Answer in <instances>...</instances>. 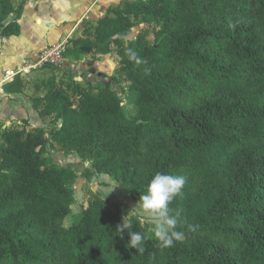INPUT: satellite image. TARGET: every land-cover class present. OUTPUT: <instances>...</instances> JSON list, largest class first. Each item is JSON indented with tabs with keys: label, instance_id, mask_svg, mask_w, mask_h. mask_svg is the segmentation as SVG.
I'll list each match as a JSON object with an SVG mask.
<instances>
[{
	"label": "trees",
	"instance_id": "1",
	"mask_svg": "<svg viewBox=\"0 0 264 264\" xmlns=\"http://www.w3.org/2000/svg\"><path fill=\"white\" fill-rule=\"evenodd\" d=\"M27 1L0 0V38L20 34ZM140 23L158 26L151 40L127 38ZM62 54H113L133 114L112 85L43 66L53 71L30 100L49 119L0 122V264H264V0H122L81 20ZM24 83L16 74L4 91ZM49 146L137 199L156 173L184 176L169 206L183 239L161 247L151 222L128 215L145 238L143 252L128 248L115 231L125 215L97 193L65 225L78 172L48 158Z\"/></svg>",
	"mask_w": 264,
	"mask_h": 264
},
{
	"label": "crops",
	"instance_id": "2",
	"mask_svg": "<svg viewBox=\"0 0 264 264\" xmlns=\"http://www.w3.org/2000/svg\"><path fill=\"white\" fill-rule=\"evenodd\" d=\"M122 0H28L20 17V34L0 38V121L5 126L11 123H22L27 120L30 125L43 126L45 118L33 110L29 90L31 74L44 72L42 68H32L28 73L22 67L29 65L38 53L49 45L66 44L68 38L83 19H96L107 12L109 7L116 6ZM16 13L10 14L8 20H14ZM65 34V36H64ZM74 60L64 57L61 69H69L72 74L87 73L85 78L91 83L111 79L115 65L108 55ZM105 62V65H104ZM85 72V73H84ZM16 74L25 81L24 93H8L3 83L11 80ZM107 76L108 79L104 78ZM76 78V77H75ZM88 78V79H87ZM78 80V79H77ZM85 80V81H86Z\"/></svg>",
	"mask_w": 264,
	"mask_h": 264
},
{
	"label": "rangeland",
	"instance_id": "3",
	"mask_svg": "<svg viewBox=\"0 0 264 264\" xmlns=\"http://www.w3.org/2000/svg\"><path fill=\"white\" fill-rule=\"evenodd\" d=\"M157 29H158V26L155 23L136 24L130 30L127 38H133L139 32L143 31L144 33L147 34L148 39L151 40L153 38V32ZM108 56H109V59H112V62H114V65L116 66L117 58L113 54H108ZM88 57L89 55L84 56V58H88ZM95 59L98 60V57H95ZM104 65H105V62H104ZM42 69L44 72H36V70L33 69L34 74H31V77H30L31 81L30 83H28L29 90L31 92L36 91L34 89L33 83L40 82L44 76L49 75L53 71L51 67H44ZM61 75L63 76V74L60 73V76ZM86 75L88 76L87 73L83 74L82 72H80L79 74L78 73L72 74L73 78L76 77L75 79L76 80L78 79L79 81H85L86 80L85 78L87 77ZM65 76H66L65 77L66 79L69 78L67 75ZM121 76L122 74H120L119 72L114 73V77L116 79L112 78L113 74H112L111 79H108L107 76L103 75V77L108 80L101 81V82H104L105 84H107L108 81L110 82V85H112L116 89L122 101V105L125 108L126 113L128 115H131L133 114V106H126L125 92H124L128 84L127 82L125 83L121 81L122 79ZM38 94H41V92H39ZM45 119L47 121L49 118L46 117ZM14 124L15 123H11L10 125H14ZM46 156L56 162H60L63 164H71L74 168L77 169L76 171L78 172V176L69 182L74 192L75 202L71 206L70 214L64 221L65 225H69L73 221V219L79 212V205L87 201L92 195V193H97L104 199L105 196L113 188H114L113 191H111L104 200H106L110 205L114 206L124 215H127V213L128 215H137L142 220L147 221L144 218L142 212H138L135 207H132L138 201L137 199L138 197L136 195H132V194H129L127 191L120 190L117 184L107 174L101 173V174H94V175L88 176V173L86 174V172L90 169V164L88 162H83L76 154L66 153L63 150H59L54 146H49Z\"/></svg>",
	"mask_w": 264,
	"mask_h": 264
},
{
	"label": "clouds",
	"instance_id": "4",
	"mask_svg": "<svg viewBox=\"0 0 264 264\" xmlns=\"http://www.w3.org/2000/svg\"><path fill=\"white\" fill-rule=\"evenodd\" d=\"M128 58L137 65L146 63L131 49L128 51ZM185 184L186 179L182 175L156 173L148 184L146 194L140 196L132 206L138 212H142L144 218L154 225V234L161 247H172L175 242L182 240L184 237V233L177 230L179 212L174 215L171 214L169 206L177 197L183 196ZM127 216L128 213L122 217V222L115 226V231L120 238H123V234L126 232L128 235V248L143 252L142 244L145 238L140 232L132 230L133 223L131 220L126 219ZM188 229L189 231L196 230L192 225H189Z\"/></svg>",
	"mask_w": 264,
	"mask_h": 264
},
{
	"label": "built area",
	"instance_id": "5",
	"mask_svg": "<svg viewBox=\"0 0 264 264\" xmlns=\"http://www.w3.org/2000/svg\"><path fill=\"white\" fill-rule=\"evenodd\" d=\"M64 48L65 44L62 42L45 47L38 53L32 63L22 67V71H24V73H28L32 68L43 67L45 65L60 67L64 59L62 54Z\"/></svg>",
	"mask_w": 264,
	"mask_h": 264
},
{
	"label": "water",
	"instance_id": "6",
	"mask_svg": "<svg viewBox=\"0 0 264 264\" xmlns=\"http://www.w3.org/2000/svg\"><path fill=\"white\" fill-rule=\"evenodd\" d=\"M111 16H113L114 14L113 13H110Z\"/></svg>",
	"mask_w": 264,
	"mask_h": 264
}]
</instances>
